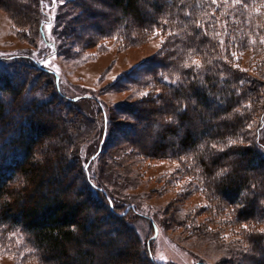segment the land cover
I'll list each match as a JSON object with an SVG mask.
<instances>
[{
  "label": "trees",
  "instance_id": "1",
  "mask_svg": "<svg viewBox=\"0 0 264 264\" xmlns=\"http://www.w3.org/2000/svg\"><path fill=\"white\" fill-rule=\"evenodd\" d=\"M16 1H6L10 18L27 16L43 36L40 0ZM224 2L231 12L220 17L217 0H77L67 4L64 21L71 42L86 49L114 32L125 44L162 38L157 58L127 82L137 95L135 107L121 111L145 114V127L154 131L148 147L134 152L128 139L122 146L117 121L99 110L104 126H112L111 137L105 129L92 156L115 167L107 150L121 145L127 157L177 161L175 177H194L218 201L222 224L235 234L231 264H264V146L246 128L254 120L260 126L257 118L264 114L261 84L251 74L264 66V43L258 44L264 38V0ZM75 29L85 34L75 36ZM248 51L253 58L236 56ZM21 95V87L0 69V229L22 232L45 263L157 264L122 204L112 199L121 192L100 188L85 164L68 158L75 138L62 114L51 110L74 111L76 104H88L87 98L73 102L53 94L23 105ZM12 106L18 116L14 127L7 115ZM76 115L73 122H81L72 126L79 129L85 118ZM231 158L230 167L221 169L220 162ZM19 180L13 190L10 185Z\"/></svg>",
  "mask_w": 264,
  "mask_h": 264
},
{
  "label": "rangeland",
  "instance_id": "2",
  "mask_svg": "<svg viewBox=\"0 0 264 264\" xmlns=\"http://www.w3.org/2000/svg\"><path fill=\"white\" fill-rule=\"evenodd\" d=\"M6 1L9 0H0V69L5 70L21 87L23 105H28L33 99H48L53 94L73 102L87 98L89 103L76 104L72 108L74 111L58 106L51 110L62 114L75 138L76 149H70L68 158L77 157L85 164L90 177L97 181L100 188L107 191L114 189L123 194L113 195L112 199L122 204L123 213H128V221L138 230L154 262L231 264L235 234L222 224L225 218L219 213L218 201L199 187L194 177H175L179 168L177 161L141 160L135 155L127 157L124 156L126 152H121V145L107 150L110 159L116 161L115 167L109 160L100 164L92 156L105 129L106 135L111 137L112 126L110 122L107 128L104 126L99 110L109 121L113 117L117 121L116 137L122 146L123 141L128 139L134 152H143L148 147V140L154 131L145 127V120L142 119L145 114L134 110L123 112V115L121 111L135 107L137 95L127 82L143 73L140 68L148 60L157 58L162 38H136L134 43L128 41L125 44V41L119 42L120 38L115 37L118 32H114L101 35L93 48L86 49L71 42L72 35L68 38L69 28L64 21V15H68L71 8L67 4L77 0H40V23L43 22V25L39 28H42L43 36L36 28L30 27L27 16L20 14L16 21L12 20ZM217 1L220 17L231 12L224 0ZM102 7L107 8V5ZM84 34L83 29H75V36ZM251 53L248 51L245 55L238 53L236 56L251 59ZM257 58L261 56L257 55ZM246 62L249 63L244 59L242 68H245ZM252 65L249 64V68ZM39 70L46 71L47 76ZM251 74L261 84L257 88L260 98L264 95V66ZM13 107L6 112L13 117L12 127L18 120ZM70 111L72 114L79 113L76 115L78 118H85L79 129L72 125L77 126L81 121L73 122ZM257 119L262 121L260 126L257 127L254 120L246 128L254 130L255 139L264 146V114ZM37 158L40 156L37 155ZM230 160L233 158L221 161V169H228ZM106 177L107 181L104 180ZM20 181L10 187L16 189ZM189 183L191 189L188 191L185 187ZM113 227L118 229L119 226L113 224ZM120 243L123 244V241ZM38 253L27 244L22 232L0 229V264H51L41 260Z\"/></svg>",
  "mask_w": 264,
  "mask_h": 264
},
{
  "label": "snow or ice",
  "instance_id": "3",
  "mask_svg": "<svg viewBox=\"0 0 264 264\" xmlns=\"http://www.w3.org/2000/svg\"><path fill=\"white\" fill-rule=\"evenodd\" d=\"M216 0H213V3H215ZM233 3L234 4H239L241 3V0H233ZM221 43H223V41H221ZM260 43H264V38L261 39ZM233 56H235V53H233ZM143 95H147V93H144ZM213 147H215V145H213ZM220 150H223V149H220ZM221 173H218V175H220ZM242 228H244L245 230H248V226L247 225H242L241 226ZM260 231L262 233H264V229H260ZM161 259H164L163 257H161Z\"/></svg>",
  "mask_w": 264,
  "mask_h": 264
}]
</instances>
